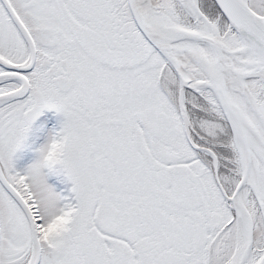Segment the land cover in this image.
I'll return each instance as SVG.
<instances>
[{
	"label": "snow or ice",
	"instance_id": "obj_1",
	"mask_svg": "<svg viewBox=\"0 0 264 264\" xmlns=\"http://www.w3.org/2000/svg\"><path fill=\"white\" fill-rule=\"evenodd\" d=\"M0 264H264V0H0Z\"/></svg>",
	"mask_w": 264,
	"mask_h": 264
},
{
	"label": "rangeland",
	"instance_id": "obj_2",
	"mask_svg": "<svg viewBox=\"0 0 264 264\" xmlns=\"http://www.w3.org/2000/svg\"><path fill=\"white\" fill-rule=\"evenodd\" d=\"M62 119L61 116L57 115V124H59V128L61 127ZM50 135H52V133L50 132L48 118L37 120L26 146L18 153V164L21 167H27L29 164L33 163L38 156L39 148L46 142ZM53 180L55 181L56 178H53Z\"/></svg>",
	"mask_w": 264,
	"mask_h": 264
},
{
	"label": "flooded vegetation",
	"instance_id": "obj_3",
	"mask_svg": "<svg viewBox=\"0 0 264 264\" xmlns=\"http://www.w3.org/2000/svg\"><path fill=\"white\" fill-rule=\"evenodd\" d=\"M46 117L48 118L50 124V132L53 134L55 131H57V127L59 130V124H57V114L55 112L46 111L39 119H45Z\"/></svg>",
	"mask_w": 264,
	"mask_h": 264
}]
</instances>
